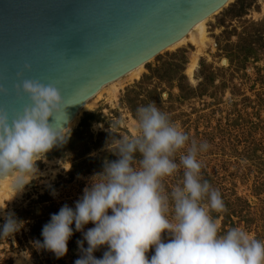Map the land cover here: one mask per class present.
Here are the masks:
<instances>
[{"label": "clouds", "instance_id": "obj_1", "mask_svg": "<svg viewBox=\"0 0 264 264\" xmlns=\"http://www.w3.org/2000/svg\"><path fill=\"white\" fill-rule=\"evenodd\" d=\"M14 87L30 104L11 120L0 109V181L11 178L17 194L41 175L37 161L66 144L71 128L65 111L70 104L57 87L34 79H21ZM61 112L65 119L53 126ZM121 124H109V133H118ZM105 147L116 159L104 160L73 207L64 204L50 214L42 241L31 242L35 250L62 258L76 231L82 240L76 241L80 256L74 264H264V241L238 227L221 234L210 214L222 213L225 205L219 191L201 178L197 155L207 143L190 141L154 103L137 106L133 131L110 135ZM180 172L181 181L169 188L165 181ZM22 226L14 213H5L0 239ZM102 247L106 250L96 258L93 253Z\"/></svg>", "mask_w": 264, "mask_h": 264}, {"label": "rangeland", "instance_id": "obj_2", "mask_svg": "<svg viewBox=\"0 0 264 264\" xmlns=\"http://www.w3.org/2000/svg\"><path fill=\"white\" fill-rule=\"evenodd\" d=\"M232 2L206 18L207 40L202 47L186 41L166 48L143 64L136 76L104 86L85 102L70 126L68 137L85 113L94 114L87 135L70 144L81 152L91 146L89 154L77 160L83 162L79 172H72V158L48 152L44 161H37L41 175L36 180L29 182L22 193H14L7 199L1 196L0 207L5 208L0 213V224L4 222V214L11 212L23 226L12 237L0 239V264H48L43 250L32 247L33 240L22 219L27 216L22 211L29 209L39 195H46L60 206L73 207L90 178L101 171L104 160L116 159L105 147L110 135L131 133L137 106L150 102L188 134L190 141L207 143L208 149L198 153L197 159L201 163V178L209 180L210 186L219 191L225 205L222 213H210L220 233L238 227L264 241V0H255L240 17L226 15ZM237 43L251 46L243 58L236 55ZM230 45L234 57L229 62L224 48ZM176 52H183L179 73L162 80L150 73L163 61L181 60L172 55ZM178 81L184 88L182 92L177 87ZM118 120L122 121L116 129L118 133L110 134L109 124ZM55 148L61 150L63 145ZM181 179L182 172L165 183L170 188ZM53 190L55 195L50 194ZM89 227L91 223L84 230ZM105 250L102 247L93 255L100 258ZM151 254L149 249L146 255ZM79 256L68 250L62 259L69 264L72 257Z\"/></svg>", "mask_w": 264, "mask_h": 264}, {"label": "water", "instance_id": "obj_3", "mask_svg": "<svg viewBox=\"0 0 264 264\" xmlns=\"http://www.w3.org/2000/svg\"><path fill=\"white\" fill-rule=\"evenodd\" d=\"M229 2L0 0V87L6 89L0 109L10 120L21 113L30 100L14 85L34 79L60 90L70 104L69 124L102 86L145 64ZM64 119V112L56 114L53 126Z\"/></svg>", "mask_w": 264, "mask_h": 264}, {"label": "trees", "instance_id": "obj_4", "mask_svg": "<svg viewBox=\"0 0 264 264\" xmlns=\"http://www.w3.org/2000/svg\"><path fill=\"white\" fill-rule=\"evenodd\" d=\"M254 2L255 0H234V2H232L226 9V15L231 16V17L232 16L240 17L253 5ZM225 33H228V32H225ZM234 47L237 50L236 55L239 59V58H243L246 56V53L251 46L250 44L237 43ZM230 49H231V45L229 48L227 47L224 48L226 57L229 60V62L232 61L231 57H234L232 56L231 54L232 52ZM172 55L180 57L181 60L179 61L177 60L171 63H167L163 61L160 65L156 66L155 68L150 69V73L154 75L158 80L172 78L175 74L181 71L182 64H183V60H182L183 52H176ZM167 75L169 76L167 77ZM143 78H147V76H144ZM177 87L181 92L184 90L182 83H180V81H178ZM186 93L187 92H185V94ZM93 116L94 114L91 112L85 113L77 129L72 133L71 137L68 138L66 144L63 145V148L58 151H56V148H55L53 149L54 152L49 151L51 152L50 155H58V156H64L66 158L68 157L72 158L74 160V164L72 166V169H73L72 172L73 171L79 172L80 169H82L80 164L83 162H80V161L77 162V160L88 155L89 150L91 149V146H88L87 150H84L81 152L79 151V148H76L74 145L70 147L71 146L70 144L75 141L79 142V137L81 136L83 137V135L84 136L87 135L89 122L90 120L94 119ZM67 143H69V146H67ZM87 161H91V158H88ZM60 207L61 206L59 204L55 203L52 199L48 198L46 195L45 196L39 195L38 199L35 200L28 207L29 209H27L25 212L22 211V214L24 213L23 215L27 216L26 218L22 217V219L24 221L25 226L28 228L27 234L32 240L42 241V237L40 235L42 226L49 221L50 214H54L58 212ZM77 240H82V235L80 232L74 231L72 237L69 239L67 243L68 250H70V252L75 254L76 256L80 255L79 249L76 244ZM84 247H86V242H84ZM43 254L45 257L44 258L45 262H47L48 264H66L63 262L62 258L57 259L54 256V254L51 253L50 251L43 250ZM77 258L79 257H76V258L72 257L71 262L69 264H74V261Z\"/></svg>", "mask_w": 264, "mask_h": 264}, {"label": "bare ground", "instance_id": "obj_5", "mask_svg": "<svg viewBox=\"0 0 264 264\" xmlns=\"http://www.w3.org/2000/svg\"><path fill=\"white\" fill-rule=\"evenodd\" d=\"M205 20H206V18L201 20V21H199V22H197L193 27H191L188 30V32L180 40H178L177 42H175L174 44H172L168 48H173V47H175V46H177V45H179V44H181L183 42H186V41H189L195 47H198V48L200 46L202 47L203 44L207 40L205 26H204ZM142 66H143V64L133 68L132 70H130L129 72H127L126 74L121 76L120 78H117L116 80H114L112 82H109L108 84H105L104 86H106V85L109 86L110 84H115V82H120V80H122L124 78H128L131 75L132 76H136L137 73L142 68ZM193 66H194V61H193L192 64H190V67L188 69L189 75H191V73H192L191 71H192ZM104 86H102L100 89H102ZM100 89L96 92V94L100 92ZM74 120H75V117L72 119V121L68 125H70V126H71V124L74 125ZM11 182H12L11 178H8V179H6L4 181H0V201H1V196L4 197L5 199L10 198V197L13 196L14 191H13V189L10 186Z\"/></svg>", "mask_w": 264, "mask_h": 264}]
</instances>
